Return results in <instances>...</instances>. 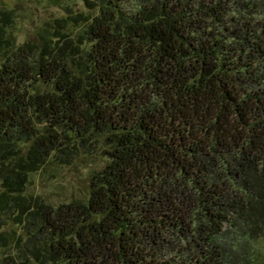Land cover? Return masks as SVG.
<instances>
[{"label":"trees","instance_id":"trees-1","mask_svg":"<svg viewBox=\"0 0 264 264\" xmlns=\"http://www.w3.org/2000/svg\"><path fill=\"white\" fill-rule=\"evenodd\" d=\"M66 1L0 9V264H262L264 0Z\"/></svg>","mask_w":264,"mask_h":264},{"label":"rangeland","instance_id":"rangeland-1","mask_svg":"<svg viewBox=\"0 0 264 264\" xmlns=\"http://www.w3.org/2000/svg\"><path fill=\"white\" fill-rule=\"evenodd\" d=\"M70 4L73 11L84 9L80 1L59 0H0V9H11L17 23L18 40L24 39L34 29L45 21H51L55 16L65 14L62 6ZM100 159L91 158L78 160L69 167H61L56 172H39L34 174L30 189L40 194L46 201L57 205L69 201L85 193L89 173L99 168ZM262 264H264V249Z\"/></svg>","mask_w":264,"mask_h":264}]
</instances>
